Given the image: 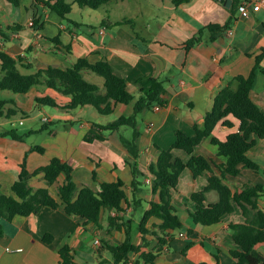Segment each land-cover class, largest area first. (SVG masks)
Masks as SVG:
<instances>
[{
  "label": "crops",
  "instance_id": "obj_1",
  "mask_svg": "<svg viewBox=\"0 0 264 264\" xmlns=\"http://www.w3.org/2000/svg\"><path fill=\"white\" fill-rule=\"evenodd\" d=\"M237 1L184 0L175 4L174 0H155L150 9L140 10V23L131 18L120 20H128L127 23L115 25L120 21L104 19L97 34L82 31L76 21L62 18L35 0H18V5L9 0H0V50L6 51L17 61L22 74H34L48 67L68 68L84 57L92 64L107 59L115 71L127 79L131 91H138L133 81L140 75L157 77L166 88V100L160 105V110L153 108L139 117L141 136L137 140L140 148L137 163L143 176L140 177L142 192L138 195L144 202L137 210L131 205L134 181L128 164L131 157L121 140V136L129 138L130 130L121 128L112 133L107 132L103 141H84L94 123L107 124L122 115L131 114L134 102L116 105L114 112L108 115L110 121L106 123L93 114L94 121L81 123L76 130L73 121L78 119L76 115L72 118L71 112L82 111L80 109L84 107L66 109L69 98L63 94L45 85L35 87L26 94L0 90V101L14 100L20 110L18 113L23 114L21 125L30 119L28 112L42 105L37 102V98L45 96L54 98L58 104L45 105L51 113L46 116L48 122H65L61 124L60 130L45 133V130L38 131L41 128L31 129L24 140H14L3 136L8 130L5 128L8 123L14 126V117L0 116V187L5 194H12L20 165L27 156V169L31 173L48 165L52 158L60 157L73 166L74 180L79 187L87 185L99 191L103 182L122 180L127 195L122 211L102 213L101 227L80 217L67 215L63 207H44L37 214L17 216L12 221L1 219L3 234L0 235V264H59V250L65 245L72 248L78 264H113L112 254L106 244H121L128 235L135 245L142 244L139 230L141 217L144 211L151 208L152 201L160 200L159 195L152 191L153 175L149 171L150 165L157 162L159 148L170 149L179 130L194 135V126L203 125L217 93L235 77L249 76L259 56L262 60L256 71L251 97L264 112V3L251 5L249 16L243 18L237 7L231 9L233 5L237 6ZM230 21V28L211 41L207 26L225 25ZM201 30L204 32L203 40L187 49L186 42ZM2 76L0 61V79ZM84 76L104 92L102 77L90 71H84ZM9 108L14 106L7 104L4 110ZM78 114L81 119V114ZM238 128L237 121L231 129L218 124L213 136L224 141ZM35 135H42L44 140L40 143L29 142L28 138ZM38 145L46 149L44 154L31 150ZM173 152L184 162H188L191 157L183 150ZM195 155L207 158L215 173L220 175L215 165L225 164L226 158L219 155L211 137L196 148ZM248 156L259 166V170L241 165L240 175L227 176L224 181L233 192H240L246 185L261 186L264 190V139L250 149ZM64 181L65 175H61L55 184L47 186L42 176H37L30 180V185L34 188L48 187L57 198L59 187ZM207 185V176L196 178L189 169L181 173L178 186L172 190V194L173 205L184 228L171 231L174 236L157 253V264L235 263L231 251L237 245L229 226L246 221L242 210L236 206L233 214L226 215L222 222L211 226L196 224L190 214L195 208L189 200L191 195ZM218 199L216 191L207 193L208 204ZM258 200L264 209V195ZM139 212L141 216L137 220ZM109 216L117 218L118 228L110 226ZM161 223L160 219L152 218L147 227L157 231ZM180 233L188 236H180ZM48 234L54 237L50 243L44 241V236ZM147 239L150 246L132 253L131 264H147L141 260L140 253L155 250L159 243L157 236L147 235ZM96 240L100 241L99 245L95 244ZM257 249L264 255V243L258 244Z\"/></svg>",
  "mask_w": 264,
  "mask_h": 264
},
{
  "label": "trees",
  "instance_id": "obj_2",
  "mask_svg": "<svg viewBox=\"0 0 264 264\" xmlns=\"http://www.w3.org/2000/svg\"><path fill=\"white\" fill-rule=\"evenodd\" d=\"M18 5V0H9ZM112 0H74L70 3L67 0H35L37 4L43 5L67 18L73 11V5L77 3L80 7L97 10L110 3ZM184 0H174V3H181ZM241 1L231 9H238ZM120 21L115 25L127 23ZM231 21L225 25L210 24L207 31L210 32V40L214 41L226 29L230 28ZM13 29V28H12ZM204 32L201 30L198 35L186 42L187 49H191L203 40ZM262 57L256 58V65L249 76H237L228 85L223 87L215 96L212 110L204 117L202 126H194V135H188L184 131L176 132V141L170 149L159 148L157 162L149 167L153 175L152 191L159 195V202H151V208L144 211L139 230L142 233V244L135 245L131 238L118 245L106 244L107 249L113 257V264H131V254L138 253L150 246L147 235L157 236L158 246L155 250L143 251L140 258L147 264L155 262L157 253L174 235L171 231H181L184 225L177 215L173 205L172 190L176 189L181 173L189 169L194 177L207 176L208 185L200 191L194 192L190 202L194 204V210L190 212L196 224L211 226L223 221L226 215L233 214L238 206L246 218L244 223L230 224V232L237 248L231 251L234 264H264V255L261 254L257 245L264 243V209L260 206L259 197L264 195L261 186L246 185L240 192H233L225 183L227 176H238L241 173L240 166L243 165L254 171L259 166L252 161L248 152L259 140L264 139V112L253 101L251 92L254 86L256 71ZM0 61L2 63L3 76L0 79V90H9L16 94H26L40 85L55 90L69 98L65 108L74 110L79 107L92 106L99 114L108 116L114 112L118 104L129 105L134 102L133 112L129 115H122L107 124L94 123L86 134L84 141L92 143L96 140L103 141L106 133L118 131L121 128L130 130L129 138L121 136L124 146L130 154L128 164L131 166L134 181L132 183V203L134 210L141 208L144 200L139 197L142 192L143 176L138 166L140 148L137 140L141 136L139 128V117L146 111L152 110L156 105H163L165 102L166 88L164 82L157 77L138 76L133 83L138 86L139 96L136 97L129 87L126 78L118 74L107 59H101L92 64L88 58H80L71 67L58 68L48 67L39 69L34 74H22L17 66V61L6 51L0 50ZM84 71H90L104 79V92L101 88L87 80ZM37 102L42 105L58 106L56 100L50 96L38 97ZM7 104L14 108L4 110ZM16 107V108H15ZM20 110L14 100L0 101V116L6 118L15 117ZM235 121L239 122L237 131L231 132L226 140L221 141L213 136L214 129L218 124L224 127L233 128ZM46 126L38 131L46 130ZM29 134H19L14 128L7 130L3 136L14 140H24ZM208 137L218 148L219 155L226 158L225 164L215 165L220 175L215 173L211 162L201 155H195L196 148ZM32 151L44 154L46 149L42 146H34ZM174 150H183L191 157L184 162L180 157L175 156ZM20 173L12 186V194H5L0 187V220L12 221L15 217H27L39 213L44 207L58 209L63 207L65 213L70 216L80 217L87 222H92L96 227H101L102 213L105 211H122V204L127 201L125 183L122 180L117 182H103L100 190L95 191L85 185L79 187L73 176V166L64 158L54 157L50 163L31 173L27 169V156L20 165ZM61 175H65L64 183L59 187L58 197H54L48 187L34 188L30 185L33 177L42 176L47 186L55 184ZM96 177V173L94 172ZM216 191L219 199L215 203H207V193ZM152 218L162 221L157 226V231L147 227ZM117 218L108 217L112 228H118ZM191 233V231H189ZM3 234L0 225V235ZM54 237L50 234L44 236L45 242H52ZM59 264H78L75 260L72 248L69 245L59 250ZM135 264V263H134ZM200 264H209L202 262ZM219 264V263H218Z\"/></svg>",
  "mask_w": 264,
  "mask_h": 264
},
{
  "label": "rangeland",
  "instance_id": "obj_3",
  "mask_svg": "<svg viewBox=\"0 0 264 264\" xmlns=\"http://www.w3.org/2000/svg\"><path fill=\"white\" fill-rule=\"evenodd\" d=\"M68 2L72 3L74 0H67ZM155 3V0H125L124 3L122 0H112L110 3L100 7L97 10H93L86 7H80L77 3L73 5V11L68 16L69 19L76 21L79 23L80 28L82 31L87 33L96 32L97 29L101 24V21L104 19H110L112 21H120L122 19H131L133 18L136 22L140 23V10L142 8H151V4ZM140 15V16H139ZM130 26V25H125ZM98 34V33H97ZM97 76V75H96ZM133 94L139 95L138 91H132ZM4 99V98H2ZM49 107L45 105H40L38 108L28 112V116L30 117L29 120L24 121V125L20 124V120L23 118L22 113H18L13 120L14 126L8 123L6 125V129H16L19 134L28 133L31 129H40L46 126L45 133L49 130H60L61 124H64L63 121L53 120L52 122H45L43 118L45 116L51 115L49 113ZM82 111L71 112V116L73 118L76 115L78 120H74L73 124L76 126L75 129H79V125L81 123H87L88 121H94L93 114H96L100 120L103 122L110 121L108 116L101 115L97 113V110L92 106H86L84 109H80ZM91 110V111H87ZM81 114V119H79V114ZM70 122V121H69ZM44 140L42 135H35L34 137H29L28 141L36 143H40ZM141 212H139L136 216L137 220L140 219Z\"/></svg>",
  "mask_w": 264,
  "mask_h": 264
},
{
  "label": "built area",
  "instance_id": "obj_4",
  "mask_svg": "<svg viewBox=\"0 0 264 264\" xmlns=\"http://www.w3.org/2000/svg\"><path fill=\"white\" fill-rule=\"evenodd\" d=\"M218 1L224 3L226 0H218ZM261 3H264V0H243L242 3L238 7V10H239V12L241 14V17L246 18V17L249 16V7L251 5H256V4L258 5V4H261ZM30 25H33V22H30ZM160 107H161L160 105H156L154 107V110L159 111ZM43 120L45 122H48L49 118L45 116L43 118ZM180 236H188V235L186 233H180ZM95 244L99 245L100 241L96 240Z\"/></svg>",
  "mask_w": 264,
  "mask_h": 264
},
{
  "label": "water",
  "instance_id": "obj_5",
  "mask_svg": "<svg viewBox=\"0 0 264 264\" xmlns=\"http://www.w3.org/2000/svg\"><path fill=\"white\" fill-rule=\"evenodd\" d=\"M227 6H229V5H227Z\"/></svg>",
  "mask_w": 264,
  "mask_h": 264
}]
</instances>
